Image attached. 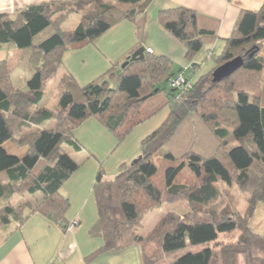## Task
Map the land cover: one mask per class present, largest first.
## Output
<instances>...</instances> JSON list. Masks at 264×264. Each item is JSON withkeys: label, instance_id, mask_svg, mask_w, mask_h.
<instances>
[{"label": "trees", "instance_id": "obj_1", "mask_svg": "<svg viewBox=\"0 0 264 264\" xmlns=\"http://www.w3.org/2000/svg\"><path fill=\"white\" fill-rule=\"evenodd\" d=\"M152 1L52 0L13 16L0 15V48L19 52L15 61L0 62V228L14 221L22 225L40 214L68 231L70 202L62 188L80 165L63 145L81 150L73 130L95 117L123 138L166 105L169 118L143 140L141 161L122 165L113 180L97 176V220L89 233L102 245L87 261L137 248L142 264H264V236L250 225L264 206V5L259 11L241 12L223 50L212 54L213 63L204 71L205 64L194 62L206 45L217 42L216 29L204 27L201 15L186 7L158 13L159 25L193 63L178 74L192 84L189 91L170 87L178 75H173L169 57L145 50L144 59L130 62L114 84L113 68L85 86L65 72L58 108L41 106L47 85L64 69L67 52L93 44L124 21L143 31ZM72 15L80 21L67 32L63 27ZM138 45L116 63L130 60L142 48ZM236 58L243 59V66L213 83V72ZM16 69L31 72L25 89L14 86ZM165 83L170 91L163 88ZM194 116L200 122L187 126ZM47 121L55 126L42 128ZM188 138L211 141L216 150L211 156L206 149L174 154V141ZM6 143L27 152L22 158L11 155ZM219 183L235 184L249 195L245 214L215 209ZM26 194L37 198L34 204H11ZM176 202H187L191 212L183 218L169 214L147 236L137 234L154 210ZM230 233H237L235 244L221 239ZM198 247L203 249L192 251Z\"/></svg>", "mask_w": 264, "mask_h": 264}, {"label": "crops", "instance_id": "obj_2", "mask_svg": "<svg viewBox=\"0 0 264 264\" xmlns=\"http://www.w3.org/2000/svg\"><path fill=\"white\" fill-rule=\"evenodd\" d=\"M50 1L52 0H0V15L13 16L30 5H40ZM104 1L110 2V0ZM263 5L264 0H153L147 6L144 14L146 41L142 45L145 46V50L152 49L154 55L167 56L173 62L181 63V66L187 67L189 65L183 64L185 62L183 59L185 55L184 48L163 30L157 22V18L156 20L152 18L155 9H157V15L160 11L177 6L186 7L197 12L201 15L200 24L207 29L211 28L217 31L218 39L214 44V53H216L217 46L222 51L225 46V40L233 34L241 12L243 10L259 11ZM134 29L135 26L131 22L124 21L111 29L101 40L97 41L94 44L95 50L90 49V46H86V49H84L86 50L85 56L82 54L84 50L68 53L64 61L65 72L78 79L81 85L92 81L97 77L98 72L95 71L96 74H93L92 71L94 70L86 72L84 68H80L79 72L73 66V63H76L80 57L84 65H87V58L98 59L99 57L100 59L101 57L107 64L106 67H111L113 63L122 60L129 51L137 46ZM115 33L122 38L118 39L116 43L109 42V39L113 36L112 34ZM217 53L219 54L220 52ZM18 54V51L13 50L9 53L7 50L0 48V62L7 59L14 61ZM202 57L203 53L201 52L196 58L197 61L201 60L203 63L205 56L203 59ZM199 61L198 63H200ZM54 126L55 122L47 121L42 125V128L52 129ZM4 148L9 154L17 157L24 156L27 152L26 149L19 150L10 143H6ZM65 193L70 196L67 190H65ZM79 216L80 213L73 217V220L71 219V222H78V225L71 231H65L63 227L52 223L40 214L32 215L22 225L14 221L1 227L0 264H142L141 253L137 248L119 252H105L98 255L95 259L87 261V258L101 247L102 241L90 236L89 232L94 222L84 227L82 226L83 222L77 218ZM250 225L253 230L255 228L260 229L261 232L258 233L264 236L263 227L255 224L254 219L251 220ZM151 230L145 233L139 230L137 234L145 237ZM201 250L202 248L200 247L192 249L193 252Z\"/></svg>", "mask_w": 264, "mask_h": 264}, {"label": "rangeland", "instance_id": "obj_3", "mask_svg": "<svg viewBox=\"0 0 264 264\" xmlns=\"http://www.w3.org/2000/svg\"><path fill=\"white\" fill-rule=\"evenodd\" d=\"M152 18L156 20L153 14H152ZM79 21H80L79 16L77 15L70 16L69 20H67L64 24L63 27L64 30L67 32L74 30L78 26ZM107 33L102 35L96 41H94L93 44L88 45L90 46V49L95 50L94 44L97 41L101 40L103 37H105ZM145 33H146L145 26L143 28V31L141 29L140 31L134 29V37L136 39V42L138 44H141L140 47L144 49L145 46L142 44L143 43L145 44L146 41ZM112 35L113 36H111L110 38L111 40L109 39V42L111 43L112 42L116 43L118 39L122 38V37L120 38L117 35V33ZM206 46L207 47L202 52L203 53L202 59L204 58V56L205 58L207 56L209 58L208 57L207 59L204 58L203 63L201 60L200 61L198 60L200 62L198 63L197 59H195V63L205 64V67L202 68L201 71L208 69L213 63V60L210 57L212 56V54H214L215 51L214 45H206ZM217 47L218 48L216 53L221 52L219 46ZM84 49L86 48H82L80 49V51ZM70 52H67V54ZM85 53L86 50L82 51L83 55ZM67 54L64 57V61ZM183 59L185 61L183 62V64L189 65L187 67H190L193 64L190 62V60L185 58V55ZM86 62L87 65H84L82 58L79 57L76 63H73V66L79 72H80V68H84L86 72H91L90 70H94L92 71L93 74H96L95 71L98 72L97 77H95L92 81L99 78L100 76H102L103 74H105L106 72H108L110 69L113 68L115 70L113 71L116 74L115 79L112 80V83L114 84L116 81L118 82V75L121 72H123L124 69L126 68L124 67L126 61L122 63L115 62L111 65V67L107 68L106 67L107 64L101 57L100 59L99 57L98 59H90L89 57L86 59ZM173 63H174L173 66L174 76L180 73V69L184 72L187 68L186 66L185 67L181 66L182 65L181 63L178 62H173ZM187 70L189 69L187 68ZM101 71L103 72L100 73ZM64 73H65V68L61 70L59 72V75L51 82H49V84L47 85L45 89V96L41 103L42 107H45L50 110H55L56 108H58L59 84ZM187 74L188 73H186V75ZM13 77L15 81L13 80ZM30 77H31L30 71L16 69L12 74V80L14 86L16 88L25 89L27 87V82ZM76 81L80 86H85L91 82L89 81L87 84L84 83V85H81L78 79H76ZM163 88L165 89V91L171 90L166 83L163 85ZM169 115H170V109L168 108V106L165 105L164 107L159 109L156 113H154V115H152L145 122H143L142 124L136 126L134 129L129 131V133L126 134V136L123 138H120L117 133H113L108 128V126L104 124L103 120L95 117L85 120L80 126H78L76 129L73 130L72 132L73 139L80 146L81 150L77 151L73 146L68 144L63 145L64 151L67 154H69L72 157V159L80 165L79 170H77V172L74 173L71 179H69L62 188L63 195L66 198H68L70 202V208L66 214V217L68 220H70V222L73 220V217H76L77 214L80 213V216L77 218L83 222L82 226L85 227V225L91 224V222L92 223L94 222V224L96 223L97 206H96L95 195L93 192V185L99 173L102 174L103 180H113L119 174L122 165L124 164L130 165L141 156L143 150L142 149L143 140L149 137L150 135H152L154 132H156V130H158L167 121ZM195 121L200 122L199 119L196 118L195 116L190 118L188 120L189 123L187 122V126H190L189 124ZM188 128L189 127H187V129ZM205 144H207V147H205ZM205 149L210 153V155L207 156H211V154H213L216 150L215 147L213 148V144L211 143V141L202 142V140L198 141V138L196 140H194L193 138L192 139L188 138L187 140L184 141L178 140V141H174L173 143V151L174 154L176 155H179L181 153L184 154L190 150H194L199 153V152H203L202 150ZM22 157L23 156H21L20 158ZM156 158H158V155L156 156ZM218 188L220 191V198L214 203L215 209H217V211H222L223 209L229 208L233 213L238 212L239 214L243 215L247 212L248 199H249V195L247 193L240 191L238 186L235 184L231 187H228L226 184L219 183ZM65 190L68 191L70 196L65 193ZM36 200L37 198H34L29 194H26L24 196L15 197L14 199H12L11 204L14 207H19L22 205L24 206L27 203L34 204ZM191 208L192 207L187 202H176V203L166 204L162 208L154 210L145 219L143 223V227L140 230L142 231V233H145L150 229L153 230L155 226L160 222V220H162L164 217H166L169 214H174L183 218L186 214L191 212ZM252 219L255 220V224H259L261 227H263L264 230V206L258 207ZM254 231L256 233L261 232V230L258 228H255ZM221 239H223L225 243L235 244L237 241V233L235 234L230 233L226 237H221ZM238 261L239 262L242 261L240 256L238 258Z\"/></svg>", "mask_w": 264, "mask_h": 264}, {"label": "water", "instance_id": "obj_4", "mask_svg": "<svg viewBox=\"0 0 264 264\" xmlns=\"http://www.w3.org/2000/svg\"><path fill=\"white\" fill-rule=\"evenodd\" d=\"M154 18H157V9H155L154 13H153ZM145 57V49L141 48L140 50H138L137 52H135L132 57L130 58V60L126 61V63L124 64V67H126L130 62H136V61H140L143 60ZM243 59L242 58H236L233 59L229 62H227L226 64L220 66L219 68H217L214 72H213V83H219L222 80H224L225 78L231 76L232 74H234L238 69H240L243 66ZM142 156H140L138 159H136L132 164H137L141 161Z\"/></svg>", "mask_w": 264, "mask_h": 264}, {"label": "built area", "instance_id": "obj_5", "mask_svg": "<svg viewBox=\"0 0 264 264\" xmlns=\"http://www.w3.org/2000/svg\"><path fill=\"white\" fill-rule=\"evenodd\" d=\"M148 53L152 54V49L147 50ZM170 87L174 89H181L182 91H189L192 88V84L190 82H187L185 76L183 74L178 75L177 77L173 78L169 82ZM78 225L77 221H73L70 226L67 228L68 231H71L73 228H75Z\"/></svg>", "mask_w": 264, "mask_h": 264}]
</instances>
